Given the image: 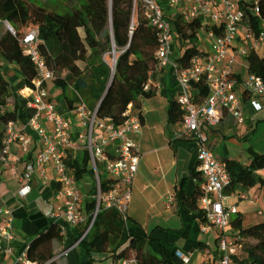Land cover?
<instances>
[{"label":"built area","instance_id":"obj_1","mask_svg":"<svg viewBox=\"0 0 264 264\" xmlns=\"http://www.w3.org/2000/svg\"><path fill=\"white\" fill-rule=\"evenodd\" d=\"M145 7V15L158 30L159 46L155 56L157 70H170L176 77L180 93L177 102L183 112L182 136L190 137L198 143L197 161L204 177L198 198V208L205 215L201 231L218 234V264H238L247 258L246 252L237 243L241 236L231 229L232 215L238 212L235 205H228L225 188L231 181L227 163L217 156L209 142V131L217 127L225 114L231 116L239 125L245 123L246 97L249 105L259 112L263 109L261 98H264V78L250 73L247 78L239 80L234 76L233 67L239 58L255 52L260 56L264 49V0H167L166 7L159 0H135ZM170 13V14H169ZM180 15L184 21L199 19L205 31L199 32L200 39L208 44L202 56H195L189 65H182L174 58L173 16ZM8 25L9 22L7 21ZM15 34V31L12 29ZM23 51L28 55L36 69L33 86L28 87L32 97L27 106L35 113L26 127L34 131L40 141L41 150L34 160L27 162L19 176L21 187L19 194L26 198L32 191V182L36 174L43 181H48V168L52 165L57 191L61 204L50 212V216L59 222L61 233L66 232V225L82 224L83 233L80 242L90 231L98 213L105 209H114L126 222L129 204L132 199L133 186L137 176L141 151L138 138L143 132V119L139 111L129 103L123 113L124 119L118 124L110 118L100 119L97 116L98 106L92 110L86 101L80 98L76 105V114L81 121V128L73 140L71 121L61 114L55 105L48 100V83L54 78V72L48 67L39 45L38 28L19 37ZM204 43V42H203ZM115 55V54H114ZM116 57L112 60V70ZM154 71V72H155ZM153 72V73H154ZM204 82L208 85V96L198 97L195 84ZM148 83L145 89L150 88ZM152 85V84H151ZM153 86V85H152ZM157 91L158 87L153 86ZM243 91L244 97L239 94ZM52 125L47 129L41 119ZM30 137L15 129L13 122L8 125L3 139L1 162L9 161L13 154L11 145L20 143L28 149ZM83 147L88 152V164L95 175L96 192L92 195L95 201L94 210L84 213L83 196L79 183L68 167L69 150ZM20 160L14 157V165ZM100 169L108 176L104 179L106 189L102 186ZM240 198H245L241 194ZM167 200L172 201L171 196ZM0 221V250L12 254L11 247L3 246V240L13 238L14 216L11 209L2 210ZM62 252L56 258L65 255ZM183 264H191L192 255L176 251ZM1 264H39L29 258L27 249L18 254L12 261ZM112 264H140L133 257L118 258ZM256 264V263H255Z\"/></svg>","mask_w":264,"mask_h":264},{"label":"trees","instance_id":"obj_2","mask_svg":"<svg viewBox=\"0 0 264 264\" xmlns=\"http://www.w3.org/2000/svg\"><path fill=\"white\" fill-rule=\"evenodd\" d=\"M76 1L79 6L71 12L59 13L29 0H0V20L11 23L15 31V34L12 30L0 32V55L4 63L19 65L25 85L33 86L36 69L19 42V37L25 34L24 27L32 24L39 30V49L54 72L51 82L62 90L61 96L69 106L72 107L82 98L92 110L98 106V118H110L120 124L124 111L132 102L142 117L141 99L156 94L151 84L149 89L145 87L151 83V75L156 69L155 52L159 46L158 30L147 19L144 4L139 1L135 4V0ZM80 28L84 29V36ZM203 28L199 19L187 22L180 15L173 16V30L185 44L183 54L176 58L182 65H189L193 57L204 54L199 37ZM113 51L116 57L114 70ZM246 60L248 74L255 73L264 78V56L251 52ZM79 62H84L85 67H81ZM3 66L0 65V156L9 123L26 125L35 113L14 97ZM234 76L242 80L239 74L234 73ZM195 87L198 97L208 96L206 83H197ZM182 120L183 112L177 100L171 101L168 121L176 124ZM88 159L87 156L83 163L71 157L67 159L68 167L77 180L87 171ZM222 159L227 163L231 177L225 194H233L240 185L249 187L259 184L264 188V152H254L249 165L227 156ZM194 174L197 176L199 172L194 171ZM102 186L106 189L103 179ZM200 186L201 183L191 196H186L183 190L179 191L178 196L193 211L194 218L204 222L205 215L197 203ZM95 192L96 187L93 186L90 193L93 195ZM94 207L95 201L91 199L86 204L87 213L92 212ZM231 227L238 230L241 239L237 243L247 255L238 264H264V221L245 227L243 218L237 217L231 220ZM61 231V224L51 221L44 231L30 241L27 247L29 258L39 264H58L53 245L55 240L63 239ZM82 233L83 230L78 238ZM80 244L90 255L106 253L114 260L133 257L140 264L183 263L164 241L152 238L139 221L128 216L125 222L114 209L98 213Z\"/></svg>","mask_w":264,"mask_h":264},{"label":"crops","instance_id":"obj_3","mask_svg":"<svg viewBox=\"0 0 264 264\" xmlns=\"http://www.w3.org/2000/svg\"><path fill=\"white\" fill-rule=\"evenodd\" d=\"M159 2L166 7L167 0H159ZM205 40V38L200 39L202 49L206 47ZM173 48L175 59L179 58L185 50L183 40L179 39L176 33ZM0 65H4L3 69L11 82L14 97L27 105L32 97L28 93V86L24 83V75L19 65L4 63L1 55ZM233 72L239 74L234 69ZM242 79L245 78L242 77ZM151 84L158 89L153 97L141 99L143 132L138 138L141 160L133 186L129 216L139 221L152 238L164 241L171 250L191 254V264H218L219 232L214 230L211 233H203L201 231L202 220L194 218L193 211L178 196L181 190L186 196H191L199 184L202 185L204 182L197 161L198 143L190 137L182 136L181 123L171 124L168 121L169 105L171 101L177 100L180 93L178 81L170 70L164 69L157 70L151 75ZM47 87L49 89L48 100L61 114L70 119L71 135L73 140H76V135L81 128V121L76 114L77 102L71 107L61 96L62 90L53 82H49ZM239 94L244 97L243 91L239 90ZM246 99L244 97L245 123L239 125L231 116L225 114L220 124L209 131V142L212 148L222 143L232 130H236L242 136L249 134L258 112L249 105ZM260 102L264 109L262 98ZM41 123L47 129H52V125L43 118ZM15 129L28 135L30 141L26 151L20 143L12 144V158L7 162H0V221L4 217L2 210L6 208L11 209L14 216L13 238L3 240V246L11 247L13 252L8 254L0 250V264L12 261L23 250H26L30 241L44 231L51 221H55L50 216V212L61 204V199L57 195L60 185L56 180L52 165L48 168V181L44 182L42 177L36 174L32 182L31 193L26 198L19 194L21 187L19 176L25 169L26 163L34 160L40 152L41 141L38 135L26 125H15ZM68 153L69 157L78 159L81 163L88 156V152L83 147L70 149ZM15 156L20 158L16 165L13 162ZM251 160L242 163L249 165ZM194 171L199 174L196 176ZM77 181L83 194L84 213L88 214L86 204L92 199L90 191L95 184V175L89 164L87 171ZM247 192H249V187L240 185L233 194L228 195L226 200L228 205L237 207L236 214L243 218V222L244 213L239 200L247 199ZM241 194L245 195V198H240ZM167 196H171L172 201L169 202ZM83 227L82 224L66 225L63 239L54 241L55 257L66 251L65 255L56 258L57 263L112 264L113 257L106 253L90 255L78 242L77 238ZM231 230L234 233L238 232L233 227Z\"/></svg>","mask_w":264,"mask_h":264},{"label":"rangeland","instance_id":"obj_4","mask_svg":"<svg viewBox=\"0 0 264 264\" xmlns=\"http://www.w3.org/2000/svg\"><path fill=\"white\" fill-rule=\"evenodd\" d=\"M37 4L46 6L52 10H56L59 13L71 12L74 8L79 6L76 0H29ZM13 29L11 23L7 21L0 20V31ZM32 24H28L23 29V33L29 32L33 29ZM82 36L85 35L84 29H79ZM205 29L203 28L202 32ZM206 45L207 40L204 41ZM261 53L264 55V49H261ZM112 59L115 57L114 53H111ZM81 67H85L84 62H80ZM233 69L239 73L243 78L248 76V63L246 58H239ZM264 102V98H262ZM255 121L249 130L247 136L240 135L236 130H232L229 135L223 139L222 143L213 148L215 154L220 157H232L240 160L241 162H248L252 159L254 152L263 153L264 152V109L259 111L255 116ZM216 128V127H213ZM101 178L104 180L108 176L103 169H100ZM86 179V178H85ZM85 183V180H84ZM247 187V186H245ZM247 194V199L239 200L241 202V208L244 213L243 226H251L259 222L264 221V188H261L259 184L254 186H249V192ZM83 196V194H82ZM131 202L129 204L128 215L130 212ZM262 210L263 213L260 214L259 211ZM238 214H233L232 219H236ZM251 240H249V243Z\"/></svg>","mask_w":264,"mask_h":264},{"label":"water","instance_id":"obj_5","mask_svg":"<svg viewBox=\"0 0 264 264\" xmlns=\"http://www.w3.org/2000/svg\"><path fill=\"white\" fill-rule=\"evenodd\" d=\"M10 30H12V29H11V27H10ZM113 53L115 54V52H114V51H113ZM108 88H109V86H108Z\"/></svg>","mask_w":264,"mask_h":264}]
</instances>
